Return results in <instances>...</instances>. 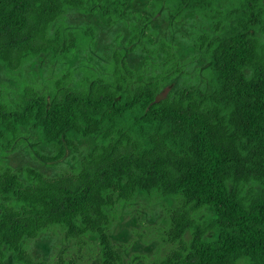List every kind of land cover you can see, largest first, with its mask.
Instances as JSON below:
<instances>
[{
  "label": "trees",
  "instance_id": "trees-1",
  "mask_svg": "<svg viewBox=\"0 0 264 264\" xmlns=\"http://www.w3.org/2000/svg\"><path fill=\"white\" fill-rule=\"evenodd\" d=\"M130 1L0 0V68L13 75L36 60L64 66L47 89L24 77L15 97L0 91V150L35 132L55 149L45 159L58 161L67 146L77 150L73 136L89 141L56 175L0 162V264L9 255L15 264H44L27 242L50 227L95 234L104 264H115L116 206L140 192L180 199L170 233L176 246L163 264H264V40L251 33L260 23L264 31V0H235L242 13H228L206 46L212 62L202 77L181 71L175 39L156 40L155 29L133 20L115 33L119 47L108 59L75 64L99 28L70 24L68 15L112 26ZM178 3L166 0L172 12ZM123 44L141 56L132 68Z\"/></svg>",
  "mask_w": 264,
  "mask_h": 264
},
{
  "label": "rangeland",
  "instance_id": "rangeland-1",
  "mask_svg": "<svg viewBox=\"0 0 264 264\" xmlns=\"http://www.w3.org/2000/svg\"><path fill=\"white\" fill-rule=\"evenodd\" d=\"M144 1L136 0L130 7L140 9ZM162 16L163 13L154 14L150 23L153 29L161 31L158 32L159 37L168 38L172 29L163 25L165 21ZM67 19L70 24L91 22L99 28L94 46L87 53H79L75 64L83 63L88 57L98 64L109 58L113 44H116L113 26L103 24L93 15L82 13L69 14ZM135 54L136 52L126 53L130 62ZM62 67V64L48 60H36L13 75L0 68V91L9 97H15L20 80L24 77L29 81L34 79L37 85L47 89L52 84L51 80L57 79L61 74ZM177 81L175 78L171 85ZM72 140L77 150L67 146L60 160L48 161L45 156L54 153L53 146L35 132L23 133L14 142L12 149L0 150V162L5 160L15 169L27 165L46 175H56L72 168L75 165L74 157L80 159L88 149L87 139L73 136ZM179 205V198L163 196L158 192H140L132 200L117 205L109 229L110 241L120 256L115 264H163V258L176 246L170 233L174 212ZM27 249L34 260L44 264H104L99 239L93 233L73 237L58 227H50L37 237L29 239ZM7 261L8 264H15L11 255Z\"/></svg>",
  "mask_w": 264,
  "mask_h": 264
},
{
  "label": "flooded vegetation",
  "instance_id": "flooded-vegetation-1",
  "mask_svg": "<svg viewBox=\"0 0 264 264\" xmlns=\"http://www.w3.org/2000/svg\"><path fill=\"white\" fill-rule=\"evenodd\" d=\"M211 2V5L205 7H192L183 0H179L177 11L172 12L170 6L166 4V0H161L158 5L153 0H145L143 7L140 9L130 7L136 3V0H132L127 4L129 11L123 14L124 18L114 22L112 26L114 32L119 33L121 27L126 25L128 27L131 20H133L141 29H144L146 25L153 28L150 23L151 17L154 14L163 13L162 17L165 21L163 25L168 29H172L168 38L175 39L178 48L181 50L180 64L183 66L181 71L192 73L196 69L202 77L201 71L212 62L210 55L205 53L206 46L217 36L220 29L224 28L226 22L224 19L229 17L228 13H242L237 8V1L235 0H211ZM172 13L179 14L176 17ZM257 13H260V11ZM158 32L161 33V31L159 29L156 31V40L159 39ZM251 33L258 37L260 41L264 40L263 24L260 23L256 28H252ZM207 35L208 38L204 43L203 39H206ZM165 38L167 37L165 36ZM125 39V36L121 37L120 42L124 43ZM113 47H119V45L114 46L113 44ZM122 47L124 48L123 61L129 67L132 68L135 64L140 63L141 56L138 53L135 54V57H132V62L126 56L128 52H135L131 49L133 44ZM184 49L187 51L186 53L183 52ZM174 88L175 85L169 86L168 92H172Z\"/></svg>",
  "mask_w": 264,
  "mask_h": 264
}]
</instances>
